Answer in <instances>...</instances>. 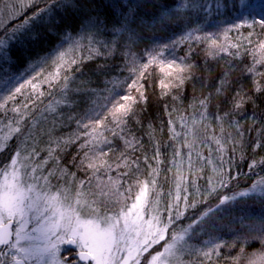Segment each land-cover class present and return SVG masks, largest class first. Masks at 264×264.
Listing matches in <instances>:
<instances>
[{
    "label": "snow or ice",
    "instance_id": "6c2138e0",
    "mask_svg": "<svg viewBox=\"0 0 264 264\" xmlns=\"http://www.w3.org/2000/svg\"><path fill=\"white\" fill-rule=\"evenodd\" d=\"M175 3L176 0H136L134 4L129 0L128 5L118 0H16L15 4L5 5L10 9L9 18L19 20L0 34V61L5 63L14 61V48L27 49L29 43L40 41L45 33L54 35L55 27L61 22L54 17L61 9L71 8L77 15L84 14L78 29L97 30L107 27L109 21L104 10H110L112 31L117 36L128 33L124 67L131 83L112 81V88L106 89L108 95L93 100L92 107L82 116L68 117L69 120L75 118L77 129L83 131L54 138L50 132L40 130L39 124H32L34 113L39 111L37 102L45 95L40 84L59 85L67 97L70 83L77 74H84V63L98 56L113 55L118 48L116 41L105 44V51H101L92 46L94 35L89 33L87 55L82 56L80 41L64 35L59 47L40 58L36 67L42 71L35 76L23 82L15 77L0 78V126L8 129L7 134L0 135V150H5L14 136L30 140L35 138L34 133L41 138L47 136L49 145L47 156L40 160H37L40 151L35 147L31 151L24 149L26 154H22L17 146L10 161L0 165V245L7 249L0 251V264H30L33 261L35 264H68L69 258L60 256L63 245L78 249L72 258L74 264H224L228 260L239 264L245 251L243 246L235 257L221 250L235 248L240 236L229 243L220 237L219 230L224 227V214H231L237 204L248 205L252 201L253 205L258 202L264 208V175L256 171L257 168L264 171V156L257 153V150L264 151V71L256 67L264 65V16L259 20L233 22L217 33L194 35L193 29L180 41L171 39L147 48L146 62L141 63L131 51L137 33L129 25L139 20L146 26L140 10L149 9L154 18L159 13V22L173 21L179 15L173 7ZM214 7L219 11L227 8V3H216ZM117 8L125 9L120 12V18H117ZM115 24L120 27L116 28ZM257 26L259 34L255 33ZM244 27L252 29L244 37L251 46L244 51L252 58V63L240 69V75L234 78L237 69L232 66V60L241 59L242 47L232 42L229 34ZM254 35H257L255 42L251 39ZM184 40L206 45L201 95H194L193 103L188 105L199 113L200 119L193 118L189 124L181 117L185 138L181 144L173 146V159L167 169L172 177L169 191L164 194L158 183L164 165L160 148L157 145L149 156L142 138L137 137L129 122L136 116V107L148 101L142 81L152 75L153 67L161 77V98L169 95L173 88L183 92L186 83L200 79L198 65L188 62L195 48L190 46L185 56L178 59L170 51ZM221 53L232 59L215 69L209 67L207 60H214ZM49 60L53 71L45 75L43 68ZM73 66H76L74 71ZM94 72L104 74L106 64L98 65ZM217 72L214 91L204 94L208 79ZM243 76H250V83H245ZM88 83L82 82L76 92L96 95V90L88 88ZM125 83L126 90L122 93L120 88ZM196 90L193 83V92ZM17 97L23 100L18 102ZM176 99L173 96V100ZM8 102H14L13 106L6 107ZM65 103L70 105L72 101ZM213 104L215 113L210 111ZM46 111L52 113L56 108L50 103ZM165 112L171 116L167 105ZM168 125L170 139L182 135L175 131L172 119ZM210 128L218 130L220 135H199V130L207 133ZM154 132L152 129L148 133L153 140ZM82 138L83 142L78 143ZM117 139L123 150L113 147ZM206 140L214 142V153L203 154L200 146L207 147ZM73 144H78L77 168L85 173L82 179H77L75 172L70 173L67 166H62L60 156L56 155L57 151H66ZM101 145L106 146V150ZM181 148L188 151L182 154ZM80 152L83 155H79ZM249 155L252 158L247 163L248 171L237 170V156L245 160ZM77 156H73L71 163H75ZM50 161L53 166L47 167ZM143 166L147 168L144 178ZM249 173L258 178L249 187L233 190V182ZM168 181L166 176L165 182ZM190 211L192 216H188ZM185 219L189 222L181 227ZM236 223L241 229H247L251 240L259 239L264 245V212L252 218L242 213L233 218L228 230L234 231ZM205 236L207 238L203 239ZM245 242L250 240L245 239ZM247 264H264V253L256 259L249 257Z\"/></svg>",
    "mask_w": 264,
    "mask_h": 264
},
{
    "label": "trees",
    "instance_id": "16d2710c",
    "mask_svg": "<svg viewBox=\"0 0 264 264\" xmlns=\"http://www.w3.org/2000/svg\"><path fill=\"white\" fill-rule=\"evenodd\" d=\"M119 3L128 5L129 0H118ZM136 0H132L134 4ZM171 2V0H169ZM227 3V8H220L219 11L216 10L214 5L216 3L224 4ZM9 3L15 4L16 0H0V19L7 18L5 22L1 24L4 26L0 28V34L5 33V29H10L14 26L15 23H18L19 20H12L9 18L10 9L5 7ZM43 6V4L39 5ZM203 6V7H201ZM17 7H19L17 5ZM178 12L179 15L173 21H165L163 23L159 22L157 19L159 13H156L153 17L152 10H140V17L146 22L145 25H141L139 20L136 24L129 25L136 33L135 42L131 45V51L136 53L137 59L143 63L146 62L144 58V53L147 48L153 47L155 44L167 43L171 39L181 40V37L187 35L193 29H195L194 35H203L205 32H222L224 27L230 26L233 22L239 23L243 19L251 21L253 18L259 20L264 16V0H176L175 5L173 6ZM23 9H21L22 11ZM125 9L117 8L116 14L117 18H120V12ZM104 14L108 16V24L106 28L97 30V28H88V29H78L81 19H84V14L80 13L79 15L73 13L72 9L67 10L61 9L57 16L54 19H59L60 24L55 27L54 35H47L35 44L29 43L27 49H13L15 59L12 62L5 63L0 61V78L15 77L17 79H22L26 76L36 75L38 67L37 63L40 61L41 57H44L51 53L53 48H57L61 44V37L67 35L71 40H79L82 48L81 55H87V46L89 45V33L94 35L95 43L92 45L95 48H99L101 51H105L104 45H111L113 40L116 41L118 48L115 50L114 54L108 57L98 56L94 60L86 61L83 65V75L77 74L76 79L72 81L69 85L70 91L66 97L61 91L59 85L54 87H49L48 84L41 86V90L44 91L45 95L41 97V100L38 101L39 111L34 113L32 118V124L35 126L39 124L40 130L44 132H50L51 136L64 137L69 136L76 131H82L83 129H77L75 123V118L69 120L68 117L71 115L73 117L82 116L92 107V101L98 99L99 96L108 95L106 89L112 88V81L124 82L127 80V83H131L129 78V72L124 67L125 65V56L124 52L126 51L125 45L128 43V33H121L117 36L113 31L112 23V14L108 9L104 10ZM116 28H119V24H115ZM78 30L79 33L78 34ZM252 29L247 27L241 28L238 32L233 31L229 34V39L232 42L240 43L242 47L241 59L232 60V66L237 69V72L234 75L239 76V70L244 68L247 65L252 63V58L247 55L244 49L251 47L247 44V41L244 37H247V34ZM255 33L259 34L260 29L257 26ZM242 34V35H241ZM253 42L257 40V35H254L252 38ZM64 46H68L66 43ZM196 49L195 52L191 54V57L188 62H194L198 65L200 72L198 73L200 79L194 80L192 82L186 83L184 86L183 92L178 89H171L169 95L161 98L162 89L159 85L160 74L155 67L152 68V75L148 77L147 80L142 81L146 88V95L148 101L146 104H139L136 107V116L129 122V127L137 134L138 138H142L147 150V154L152 156L155 147L158 145L161 151V159L164 161L163 170L161 175L158 178V183L162 186L161 189L164 194L169 191L170 182L172 173H168L167 169L170 166L169 161L173 159L174 145H179L184 140L183 133L186 129L183 127L184 120H187L190 124L193 118L199 120V113L195 109H189L188 105L193 103V96H200L201 84L205 80V55L204 49L206 45L203 43L197 44L195 41L184 40L178 43L170 51L174 53L177 57H183L188 52L189 47ZM230 51L235 52V49H230ZM230 57L220 54V57L216 59H208L207 64L209 67L215 69L221 64H225L229 61ZM100 64H106V72L104 74L95 73L94 69ZM76 66H73V71ZM258 71H264V65H257ZM35 69V70H34ZM219 76V73H215L212 78L208 79V86L204 89V94H207L209 91H214V85L216 83V78ZM245 83H250V76L241 77ZM40 78H38L39 80ZM84 81H89L88 88L95 89L96 95H85L84 93H77L76 88L82 84ZM38 82V81H37ZM193 83L196 84L197 90L193 92ZM126 90V83L122 85L120 91L123 93ZM30 91V88L28 89ZM135 94V93H134ZM173 96L177 97L176 100H173ZM23 100V97H17V101L20 102ZM66 100H71L72 103L69 105L65 103ZM59 101V103H57ZM14 102H8L6 107H12ZM52 104L56 108L55 112L49 113L46 111L49 104ZM165 105H167L171 116L166 114ZM264 106V105H262ZM175 109V111H173ZM210 111L215 113V104L212 105ZM47 117V119H45ZM184 118V120L181 119ZM243 119V117H238ZM172 119L174 121L173 127L176 132L182 133L181 136L170 139L169 137V125L168 121ZM137 120L139 123H137ZM214 122V121H213ZM7 121H5V125ZM55 125V127H53ZM155 129L153 133L155 140L149 136V132ZM162 129V131H161ZM7 127L0 126V132L7 134ZM34 139L27 140L26 137L14 136L12 140L8 142V146L5 150L1 151L0 154V165L8 163L11 159V156L16 151L17 146L22 149V154L24 149L31 151L32 147H35L40 151V156L37 157V160L43 159L47 156L48 152V137L40 136L33 134ZM109 139H112L111 135ZM199 135H220L219 131H214L209 129L205 133L202 129L199 130ZM27 142L25 143V141ZM83 138L78 143H82ZM205 143L207 147L201 145L200 147L203 150V154L207 155L209 151L215 149V144L211 140H206ZM54 146V145H53ZM113 147L118 150H123L122 143L117 139L114 141ZM231 147V146H229ZM78 144L71 145L66 151H57L56 155L61 158V165L67 166L68 171L75 172L77 179H82L85 176L83 171H79L77 165L79 164V156H77ZM182 154L186 153L188 149L181 148ZM258 156H264V151L257 150ZM140 153H137L139 155ZM79 155H83L82 152ZM230 155V153H229ZM73 156H77L75 163H71ZM111 156V154H110ZM112 158V157H110ZM251 155L247 159L241 160L237 156L235 164L237 170L241 172H247V163L251 159ZM184 159L187 160V156L184 155ZM53 163L50 161L47 167H52ZM155 167V164L153 165ZM145 171L142 178L147 176V168L143 166ZM185 168L187 165L185 164ZM257 172H260L261 175H264V171L260 168H257ZM209 173V170L206 168L205 175ZM169 178L168 182H165V177ZM256 175L249 173L248 175H242L238 178L237 181H234L232 184V189H244L249 187L252 182L257 179ZM201 184H205V181H199ZM200 210H203L201 208ZM264 212V208L260 207V204L257 202L254 205L252 201H249L248 205L237 204L232 210L231 214L225 213L224 219L222 221L224 227L219 230V235L221 238L227 240L229 243L232 242L236 236H240V239L236 241V247L232 249L224 248L222 253L231 257H235L240 254V247L243 246L245 251L241 254V259L239 264H247L249 257L252 259L255 258V255L264 252V245L261 244L259 239L251 240L247 232V229H241L239 224L236 223L235 230L229 231L228 226L233 221V218L239 217L242 213L245 214L248 218L255 217L258 213ZM199 214V211L196 213ZM193 213L190 211L188 216H192ZM189 220L185 219L181 222V227L185 226ZM247 223V220L245 221ZM207 238V237H206ZM245 239L250 240L246 243ZM224 264H232L231 260L225 261Z\"/></svg>",
    "mask_w": 264,
    "mask_h": 264
},
{
    "label": "rangeland",
    "instance_id": "374dc122",
    "mask_svg": "<svg viewBox=\"0 0 264 264\" xmlns=\"http://www.w3.org/2000/svg\"><path fill=\"white\" fill-rule=\"evenodd\" d=\"M6 19H7V18L0 19V28H1V27H2V28L4 27V26H1V24H2L3 22H5ZM64 47H67V46H64ZM40 71H42V69H41L40 67H38V71H36V72H40ZM52 71H53L52 62H51V60H49L47 66H45V67L43 68V73L46 75L48 72H52ZM36 72H35V73H36ZM32 75H33V74H32ZM32 75L26 76V77H24V78H22V79H17V78H16V79H17L18 81H20V82H23V80L30 79ZM45 84H47V83L40 84V87L43 86V85H45ZM82 131H83V130H82ZM0 135H3V133L0 132ZM101 148H104V149L106 150V146H104V145H101ZM1 151H2V150H0V154H1ZM110 157H111V156H110ZM11 227L14 228L15 225L13 224ZM202 238H203V239H206V236H205V237H202ZM193 242H196V241H193ZM62 249H63V251L60 253L61 258H65V257L68 258V253H69V251H68V245H63V246H62ZM6 250H7V249H6V246L0 245V251H6ZM263 253H264V252H263ZM260 254H261V253H260ZM260 254L255 255V258H254V259H256ZM4 259L7 261V260H8V257H4ZM30 264H35V262H34V261H33V262H30ZM68 264H72V263L69 261Z\"/></svg>",
    "mask_w": 264,
    "mask_h": 264
},
{
    "label": "flooded vegetation",
    "instance_id": "af4514ba",
    "mask_svg": "<svg viewBox=\"0 0 264 264\" xmlns=\"http://www.w3.org/2000/svg\"><path fill=\"white\" fill-rule=\"evenodd\" d=\"M68 258L69 261L74 264V261L72 258H74L77 255L78 249L74 248L73 246H68Z\"/></svg>",
    "mask_w": 264,
    "mask_h": 264
}]
</instances>
